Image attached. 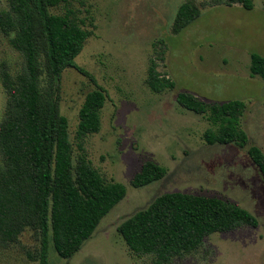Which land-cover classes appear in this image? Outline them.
I'll list each match as a JSON object with an SVG mask.
<instances>
[{
    "label": "rangeland",
    "instance_id": "374dc122",
    "mask_svg": "<svg viewBox=\"0 0 264 264\" xmlns=\"http://www.w3.org/2000/svg\"><path fill=\"white\" fill-rule=\"evenodd\" d=\"M82 27L91 33L76 63L106 92L99 133L84 139L88 160L107 180L126 186L127 195L100 223L72 259L61 258L50 245V264H153V256H137L118 227L166 193L217 197L250 211L257 227L241 226L205 239L192 255L170 264H264V178L248 155V147L208 145L204 134L217 130L205 115L177 102L181 92L202 101L245 103L241 128L250 145L264 151V79L250 74L251 55L264 57V0L253 9L214 0H193L201 16L181 33L173 30L180 6L189 0H67ZM8 0H0V11ZM66 5L52 9L63 15ZM166 46L158 71L175 87L153 92L148 83L151 60ZM158 58V57H157ZM21 55L0 31V74L19 70ZM61 113L69 121V137L77 158L79 112L94 81L74 68L62 74ZM6 94L0 77V122ZM152 161L167 169L160 181L134 188L142 165ZM40 237L26 229L16 244H0V264H40Z\"/></svg>",
    "mask_w": 264,
    "mask_h": 264
},
{
    "label": "trees",
    "instance_id": "16d2710c",
    "mask_svg": "<svg viewBox=\"0 0 264 264\" xmlns=\"http://www.w3.org/2000/svg\"><path fill=\"white\" fill-rule=\"evenodd\" d=\"M214 3L253 9L251 0ZM62 5L67 7L63 15L52 13ZM68 6L67 0H8V8L0 11V31L22 57L19 70L5 67L0 74L7 97L0 122V244H16L26 229H32L40 237V264H50V245L61 258L72 259L127 195L126 186L107 182L84 150V139L102 128L101 111L107 95L76 63L91 33ZM200 16L195 2L186 1L176 14L174 32L181 33ZM160 48L148 69L147 83L155 93L175 87L173 80L158 71L157 59L164 60L166 53L165 45ZM70 68L96 84L79 112L77 138L82 153L77 158L69 121L60 109V82ZM250 74L264 79L263 56L251 55ZM177 102L188 111L205 115L218 127L205 132L208 145L248 147L250 159L264 178V151L250 145L241 128L245 103L208 104L187 92L179 93ZM166 175V168L147 161L134 176L132 186L142 188ZM258 224V219L239 204L174 192L157 197L148 208L125 220L118 232L135 255L153 256V264H170L199 251L213 234Z\"/></svg>",
    "mask_w": 264,
    "mask_h": 264
}]
</instances>
